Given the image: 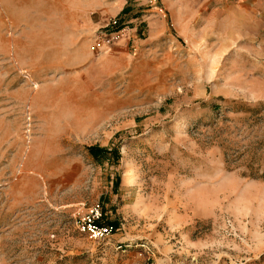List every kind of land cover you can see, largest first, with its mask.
Returning <instances> with one entry per match:
<instances>
[{
	"label": "rangeland",
	"instance_id": "rangeland-1",
	"mask_svg": "<svg viewBox=\"0 0 264 264\" xmlns=\"http://www.w3.org/2000/svg\"><path fill=\"white\" fill-rule=\"evenodd\" d=\"M240 2L0 0V264H264V13ZM97 204L105 240L76 226Z\"/></svg>",
	"mask_w": 264,
	"mask_h": 264
},
{
	"label": "built area",
	"instance_id": "built-area-1",
	"mask_svg": "<svg viewBox=\"0 0 264 264\" xmlns=\"http://www.w3.org/2000/svg\"><path fill=\"white\" fill-rule=\"evenodd\" d=\"M76 226L82 234L96 240L108 239L115 231L112 225L103 224V214L98 204L91 207L81 219L77 220Z\"/></svg>",
	"mask_w": 264,
	"mask_h": 264
},
{
	"label": "crops",
	"instance_id": "crops-1",
	"mask_svg": "<svg viewBox=\"0 0 264 264\" xmlns=\"http://www.w3.org/2000/svg\"><path fill=\"white\" fill-rule=\"evenodd\" d=\"M260 2H262L263 6H262V12L264 13V0H244V3L242 4L237 3L236 7H233L231 10H238L239 9V15L243 16V17H255L258 14V10L260 8ZM242 4V5H240ZM256 19H254L253 21L255 22Z\"/></svg>",
	"mask_w": 264,
	"mask_h": 264
},
{
	"label": "trees",
	"instance_id": "trees-1",
	"mask_svg": "<svg viewBox=\"0 0 264 264\" xmlns=\"http://www.w3.org/2000/svg\"><path fill=\"white\" fill-rule=\"evenodd\" d=\"M89 152L97 160H100V161L104 160L102 158L103 156H101V155L105 153V150H102V149H99V148H96V147H91V148H89Z\"/></svg>",
	"mask_w": 264,
	"mask_h": 264
}]
</instances>
